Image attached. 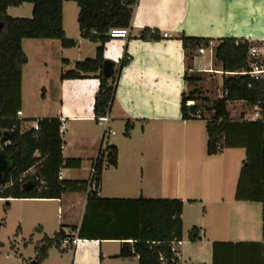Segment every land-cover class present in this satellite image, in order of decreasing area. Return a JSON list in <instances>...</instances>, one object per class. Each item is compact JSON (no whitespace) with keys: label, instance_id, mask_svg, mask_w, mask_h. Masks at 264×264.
<instances>
[{"label":"crops","instance_id":"obj_1","mask_svg":"<svg viewBox=\"0 0 264 264\" xmlns=\"http://www.w3.org/2000/svg\"><path fill=\"white\" fill-rule=\"evenodd\" d=\"M27 4L9 6L7 12L30 17L32 5ZM78 11L76 2H63V28L76 46L64 48L57 39L22 40L27 62L22 68L20 101L10 114L20 110L27 125L58 117L64 158L59 179L85 182L86 189L65 191L57 198L0 197L7 204L4 211L17 225L15 238L9 241L12 258L34 264L44 237L54 238L62 229L66 238L50 247L38 264H138L137 255L121 256L120 250L125 242L132 245L141 231L137 207L125 199L142 197L183 201L180 264H248L240 256L242 249L253 247L246 243L264 242L262 202L235 198L240 166L225 153L226 148L207 153L206 127L194 125L205 124L204 119L181 118L187 56L195 50L184 49L177 35L263 43L264 0H137L130 36L105 44L104 59L112 62L113 70L125 53L131 57L117 77L107 112L114 133L107 138L93 109L98 78L61 79L76 62L95 57L99 45L80 36ZM73 20L76 30L69 23ZM145 27L168 36L143 40L139 34ZM206 56L192 54L194 66L208 64L203 60ZM24 82L37 88L42 98L30 114L23 109ZM239 102L244 101H234ZM126 121L132 124L127 135ZM1 139L4 149L8 140ZM110 145L117 148L114 166L106 158ZM99 155L101 181L89 200L91 169ZM192 226L200 229L196 241L188 238ZM75 238L78 242L73 243ZM22 246L31 253L27 258Z\"/></svg>","mask_w":264,"mask_h":264},{"label":"trees","instance_id":"obj_2","mask_svg":"<svg viewBox=\"0 0 264 264\" xmlns=\"http://www.w3.org/2000/svg\"><path fill=\"white\" fill-rule=\"evenodd\" d=\"M64 1L76 2L79 11L77 21L80 36L92 42H98L95 57L78 61L74 69L61 74V79L96 77L99 80L94 99L95 118L106 114L114 100L117 77L122 67L130 60L126 53L122 56L110 76L102 74L105 44L110 40L111 28L130 27L137 0H0V129L9 136L4 150L13 154V166L7 174L6 183H13L0 191V197L17 198H57L65 191L86 189L82 181H65L58 177L63 165V141L60 135L61 121L58 117L37 119L38 130L32 128L22 131L21 122L16 114H10L13 93H20L22 68L27 62L22 49L25 38L57 39L64 48L76 46L77 41L66 37L62 24V6ZM23 3L32 4L30 17H13L8 14L9 6ZM95 30L96 33H93ZM158 29L145 27L140 31L143 40L161 38ZM184 49L205 46L209 39L188 37L178 34ZM253 41L243 38L224 37L218 40L214 49V58L224 72L249 71L252 57L249 55ZM184 73L185 88L181 98V118L183 120L201 118L205 120L207 132V153L214 155L224 148L243 147L246 157L240 170L235 198L262 202L264 237V199L262 198V178L264 176V123L259 120H234L227 108L229 102L244 101L254 105L264 101V83L249 74H226L222 77L221 96L210 99L203 95L199 84V73ZM20 101V100H19ZM188 101H193L192 105ZM14 112L16 113L17 110ZM211 113L208 117L205 113ZM132 128L130 121L125 123V134ZM109 165H116L117 148L107 147ZM38 152V156L35 152ZM101 155V154H100ZM100 155L95 162V173L91 178L88 199L96 196L101 181L103 162ZM33 167V172H28ZM25 174V175H24ZM21 178V180H20ZM101 201L109 199H100ZM136 205L141 231L139 237L130 245L125 242L120 250L121 256L139 255L138 264H161L159 255H163L170 264L171 242L182 239L183 201L180 199H125ZM124 201V200H123ZM200 229L192 226L188 232L189 240L199 239ZM66 238L62 229L54 238L44 237L42 245L37 247L34 264L40 263L50 247ZM252 248L242 249L240 256L248 264H264V242L246 243Z\"/></svg>","mask_w":264,"mask_h":264},{"label":"rangeland","instance_id":"obj_3","mask_svg":"<svg viewBox=\"0 0 264 264\" xmlns=\"http://www.w3.org/2000/svg\"><path fill=\"white\" fill-rule=\"evenodd\" d=\"M28 7L32 5L31 3H28ZM25 12L26 11H21ZM29 11H27L26 14H28ZM71 16L74 18L75 13L74 11H70ZM22 17H29L27 16H22ZM72 29L76 30L77 29V22L76 20L73 22H69ZM69 25V26H70ZM261 43H258L255 46H260ZM193 55H197L196 51H192L188 53L187 56V64L188 66H191L192 71L197 72L200 74L202 77V81L199 83L202 87V93L204 96L210 98L211 100L220 96L221 95V83H222V77L225 75V72L222 71L221 65L216 62L215 58L213 57L212 59V69L211 72L207 71H200L197 68L199 67V64L195 65L193 64ZM205 55H207L203 60L204 61H209L208 53L205 52ZM214 68V69H213ZM191 71V69L189 70ZM23 91L26 93L27 97L25 99V95L23 97V109L25 114H30L31 112L36 110V104L37 102H41L42 98L40 95V91L34 87L31 84L26 85L25 82L23 84ZM19 102L18 99V94L15 92L13 93V96L11 98V106H15ZM194 103V102H193ZM193 103L189 104L192 105ZM228 110L230 111V116L234 120H246L244 119V116L247 115L252 111V106L247 104L246 102H239V103H234L231 102L228 105ZM211 113H205V115L208 117ZM29 120H35V119H28ZM199 124V125H198ZM194 125H198V127H205V124L202 122L201 123H195ZM26 127V126H25ZM25 129V128H24ZM27 129V128H26ZM204 133L205 130L203 129ZM115 132L118 134L119 131L115 130ZM234 148V149H231ZM225 149V148H224ZM225 153H228L230 155V159L235 162L237 166H240V168L243 166V161L246 157V152L243 148H236V147H230L226 148ZM227 154V155H228ZM7 208V204L5 201L0 202V264H21L18 260L12 258L13 249H11L10 246V240L15 238V230H16V223L12 221V217L8 215L4 210ZM21 252L23 253V256L27 258V256L31 255L29 250H24L23 246L21 248ZM7 253H10V258H5ZM29 263V259H26L25 264Z\"/></svg>","mask_w":264,"mask_h":264},{"label":"built area","instance_id":"obj_4","mask_svg":"<svg viewBox=\"0 0 264 264\" xmlns=\"http://www.w3.org/2000/svg\"><path fill=\"white\" fill-rule=\"evenodd\" d=\"M93 33H96L95 30H93ZM109 34V38L110 39H127L130 36V28L126 27V28H111L108 32ZM162 36L163 37H167L168 33L167 32H162ZM217 42L214 40H208L207 44L205 46H200L198 47L195 51L197 52V54H204L205 52L208 53V57H209V62L208 64L202 63L201 65H199V67L197 68L200 71H207V72H211L209 71L210 69H212V59L214 57V49L216 46ZM249 55L250 57H252V61L250 63V70L249 71H240V72H225L226 74H249L251 77L255 78V79H260L263 81L264 83V42L260 44V46H251L249 49ZM214 69V68H213ZM192 70V69H191ZM193 103V101H188V104ZM252 106V111L250 113H248L247 115L244 116V119L246 120H259L261 122L264 123V101L261 103H257ZM16 117L20 120L24 119L22 118V112L20 110H17L16 112ZM99 123L102 124L103 127V137L107 138L109 135L113 134L114 131L112 129H110L108 123H109V115L106 113L102 116H99L96 119ZM29 127L27 129H34V130H38V121L36 120L33 124L31 125H27L26 123L21 122L20 125V129L22 131L27 130L26 128L24 129L23 127ZM62 126H60V130H61ZM9 143L6 142L5 144L7 145ZM35 155H39L38 152H35ZM33 167L30 168L28 170V172H33ZM95 173V166L93 165L92 169H91V178L93 177ZM25 175V174H24ZM58 177H61V173L58 172ZM21 180V178H20ZM13 182L10 181L8 183H1L0 184V191L4 190L6 187H8L9 185H11ZM262 188H263V193H262V198L264 199V176L262 178ZM73 243L78 242V239L75 238L72 240ZM183 243L182 239L179 240H174L171 242L170 245V251L172 254V258H171V262H175V263H180V259H181V245ZM139 257V255H137ZM159 261L161 262V264H170V262L167 261V259L163 256V255H159Z\"/></svg>","mask_w":264,"mask_h":264},{"label":"water","instance_id":"obj_5","mask_svg":"<svg viewBox=\"0 0 264 264\" xmlns=\"http://www.w3.org/2000/svg\"><path fill=\"white\" fill-rule=\"evenodd\" d=\"M102 74L104 76H110L113 71V64L110 60L104 59L102 64ZM9 136L7 131L0 129L1 142L5 141V137ZM2 144V143H1ZM0 144V184L6 181L8 172L13 166V154L5 151Z\"/></svg>","mask_w":264,"mask_h":264},{"label":"bare ground","instance_id":"obj_6","mask_svg":"<svg viewBox=\"0 0 264 264\" xmlns=\"http://www.w3.org/2000/svg\"><path fill=\"white\" fill-rule=\"evenodd\" d=\"M130 28V27H129ZM5 183V182H4Z\"/></svg>","mask_w":264,"mask_h":264}]
</instances>
